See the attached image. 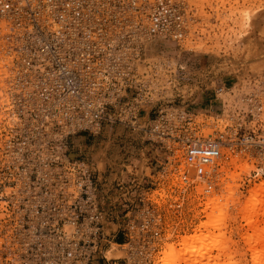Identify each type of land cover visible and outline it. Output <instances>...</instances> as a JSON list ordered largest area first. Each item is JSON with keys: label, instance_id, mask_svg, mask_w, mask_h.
Here are the masks:
<instances>
[{"label": "rangeland", "instance_id": "1", "mask_svg": "<svg viewBox=\"0 0 264 264\" xmlns=\"http://www.w3.org/2000/svg\"><path fill=\"white\" fill-rule=\"evenodd\" d=\"M104 1L119 8L144 55L118 97L125 109L98 131L44 119L28 104L13 87L0 24V264H155L165 245L181 250L224 189L228 250L203 263L253 264L244 236L264 234V215L248 226L238 211L264 183V0H182L188 23L178 41L136 31L154 0ZM206 142L220 151L211 177L189 171L182 182L186 146ZM65 155L87 166L96 187L100 219L76 225L89 229L84 241L60 234L63 189L53 181L64 180ZM256 248L264 255V239Z\"/></svg>", "mask_w": 264, "mask_h": 264}, {"label": "built area", "instance_id": "2", "mask_svg": "<svg viewBox=\"0 0 264 264\" xmlns=\"http://www.w3.org/2000/svg\"><path fill=\"white\" fill-rule=\"evenodd\" d=\"M183 6L182 0H154L143 13L145 27L136 31L142 38L148 31L153 37L178 41L188 23ZM121 16L116 5L104 0L103 4L98 0H0V24L8 36L7 57L17 80L13 87L25 93L30 106L45 112L44 119L90 124L96 131L101 124L115 123L113 109H125L119 107L118 97L131 90V71L144 55V47L132 41V29H110L109 23L114 18L121 23ZM121 115L128 119L131 111ZM62 158V167L57 169L64 180L53 181L63 189L60 234L62 238L85 234L84 241L89 229L76 225L81 219H90L92 225L100 219L96 187L85 164L70 163L66 155ZM219 158V146L214 142L187 145V171L180 180L187 183L189 171L193 177L207 180Z\"/></svg>", "mask_w": 264, "mask_h": 264}, {"label": "bare ground", "instance_id": "3", "mask_svg": "<svg viewBox=\"0 0 264 264\" xmlns=\"http://www.w3.org/2000/svg\"><path fill=\"white\" fill-rule=\"evenodd\" d=\"M98 2L99 4H103V0H98ZM125 20V17L122 18L120 23L114 18L109 23L110 29L115 30L116 28H120L121 31L131 29L124 23L126 22ZM132 32L134 31L132 30ZM121 44H123V42H121L120 45ZM224 191L227 195L232 194L230 189H224ZM263 191L264 183L251 194L246 201L245 208L238 211L242 214L248 226L254 224V221L251 220V216L256 215L258 212L264 215V202L260 199V193ZM226 197L222 195L213 196L208 199L205 205V210L210 211L207 215V221L200 223L196 227L194 235L180 238L179 244L182 247L180 251L175 250L173 245H165L161 257L155 258V264H180V262L184 264H207L203 263V260L207 258L213 260L210 257L211 252L217 251L218 256H220V253H225L228 250V246L227 243L223 242L224 234L220 232L222 231L223 222L228 209V203H226V201L229 198L226 199ZM222 201H225V203ZM247 217L248 220H246ZM216 231L218 234L214 235ZM244 239L248 241L247 243L252 250L253 264H264V255L262 251H258L256 248L260 241L264 239V234L260 232L256 237L244 236Z\"/></svg>", "mask_w": 264, "mask_h": 264}]
</instances>
